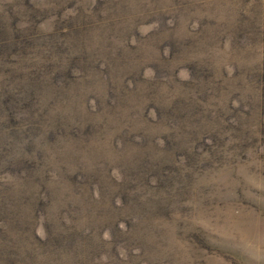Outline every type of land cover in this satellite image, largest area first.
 <instances>
[{"label":"rangeland","instance_id":"374dc122","mask_svg":"<svg viewBox=\"0 0 264 264\" xmlns=\"http://www.w3.org/2000/svg\"><path fill=\"white\" fill-rule=\"evenodd\" d=\"M0 264H264V0H0Z\"/></svg>","mask_w":264,"mask_h":264},{"label":"trees","instance_id":"16d2710c","mask_svg":"<svg viewBox=\"0 0 264 264\" xmlns=\"http://www.w3.org/2000/svg\"><path fill=\"white\" fill-rule=\"evenodd\" d=\"M47 202H49V200H47ZM40 205H42V203L40 202Z\"/></svg>","mask_w":264,"mask_h":264}]
</instances>
